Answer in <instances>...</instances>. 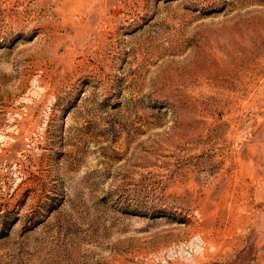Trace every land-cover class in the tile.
Returning a JSON list of instances; mask_svg holds the SVG:
<instances>
[{"label": "rangeland", "instance_id": "1", "mask_svg": "<svg viewBox=\"0 0 264 264\" xmlns=\"http://www.w3.org/2000/svg\"><path fill=\"white\" fill-rule=\"evenodd\" d=\"M0 264H264V0H0Z\"/></svg>", "mask_w": 264, "mask_h": 264}]
</instances>
